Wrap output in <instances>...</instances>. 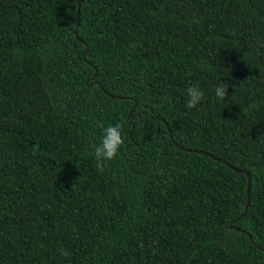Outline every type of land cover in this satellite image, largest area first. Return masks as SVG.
<instances>
[{
	"label": "trees",
	"instance_id": "16d2710c",
	"mask_svg": "<svg viewBox=\"0 0 264 264\" xmlns=\"http://www.w3.org/2000/svg\"><path fill=\"white\" fill-rule=\"evenodd\" d=\"M75 8L0 0V264H264V0Z\"/></svg>",
	"mask_w": 264,
	"mask_h": 264
},
{
	"label": "clouds",
	"instance_id": "9594fccd",
	"mask_svg": "<svg viewBox=\"0 0 264 264\" xmlns=\"http://www.w3.org/2000/svg\"><path fill=\"white\" fill-rule=\"evenodd\" d=\"M227 88L228 85L224 82H221L215 87V95L219 100H224L227 97ZM187 96L188 101L186 107L191 109L195 108L204 100L205 93L198 86L192 85L187 88ZM122 127L123 125L120 123L114 126L109 125L104 127V135L100 144L98 146H93V155L98 169L102 170L104 161H111L118 155L119 149L124 144ZM58 251L61 256L66 258L71 255V253L64 248H60Z\"/></svg>",
	"mask_w": 264,
	"mask_h": 264
},
{
	"label": "water",
	"instance_id": "95a60500",
	"mask_svg": "<svg viewBox=\"0 0 264 264\" xmlns=\"http://www.w3.org/2000/svg\"><path fill=\"white\" fill-rule=\"evenodd\" d=\"M75 1H76L75 19H77V7H78L79 0H75ZM128 112H129V110H128ZM164 125L166 126L165 122H164ZM166 130H167V133H168V137L171 139V135H170V132H169V129H168L167 126H166ZM171 141H172V143H174L173 140H171ZM178 147L180 149H183V150H192V149H189L187 147H182V146H178ZM195 152H201L203 154H206L209 157H211V158H213L215 160H218V161L222 162L223 164H225L227 167H229L230 169H232L235 172H242V173H244V175H245V189H244V191H245V199H244V203H243L242 210L239 212V214L235 218H233V220H235L237 217H239L244 212L245 206H246V203H247V186H248V180H249L248 173L245 170H242V169H239V168L234 167L233 165L229 164L228 162L224 161L223 159H221L219 157H216V156L210 154L209 152H206V151H203V150H195ZM228 226L230 227V223H228ZM255 247H257L259 249H264V246L255 245Z\"/></svg>",
	"mask_w": 264,
	"mask_h": 264
}]
</instances>
